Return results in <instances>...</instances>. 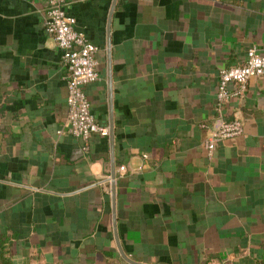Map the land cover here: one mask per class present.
Instances as JSON below:
<instances>
[{
  "label": "crops",
  "instance_id": "1",
  "mask_svg": "<svg viewBox=\"0 0 264 264\" xmlns=\"http://www.w3.org/2000/svg\"><path fill=\"white\" fill-rule=\"evenodd\" d=\"M46 8L0 0V232L13 263L264 259V78L223 108L241 136L204 147L219 70L264 50V0H66L99 48L84 92L109 133L87 150L66 130L67 71Z\"/></svg>",
  "mask_w": 264,
  "mask_h": 264
},
{
  "label": "built area",
  "instance_id": "2",
  "mask_svg": "<svg viewBox=\"0 0 264 264\" xmlns=\"http://www.w3.org/2000/svg\"><path fill=\"white\" fill-rule=\"evenodd\" d=\"M66 0H47L45 31L51 35L62 50L66 67L67 132L83 141V149H88L94 135L108 136L109 130L100 125L91 111L84 86L98 79V46L90 42L75 27V20L66 12ZM251 78H264V50L249 47L245 60L237 65L221 68L215 92L214 108L217 118L210 137L204 147L210 154L218 142L231 140L243 133V121L234 116L223 117V108L232 99L241 96ZM231 84L234 87H230ZM204 126V124H201Z\"/></svg>",
  "mask_w": 264,
  "mask_h": 264
},
{
  "label": "trees",
  "instance_id": "3",
  "mask_svg": "<svg viewBox=\"0 0 264 264\" xmlns=\"http://www.w3.org/2000/svg\"><path fill=\"white\" fill-rule=\"evenodd\" d=\"M0 264H14L9 250V237L2 232H0ZM252 264H264V259L255 260Z\"/></svg>",
  "mask_w": 264,
  "mask_h": 264
},
{
  "label": "water",
  "instance_id": "4",
  "mask_svg": "<svg viewBox=\"0 0 264 264\" xmlns=\"http://www.w3.org/2000/svg\"><path fill=\"white\" fill-rule=\"evenodd\" d=\"M110 135H112V125L110 126ZM110 178L112 183V202L114 204L115 201V166H114V158H113V149H112V155H111V172H110ZM123 257L127 259L128 261L134 263V264H144V263H138L133 262L132 260H129L124 253H122Z\"/></svg>",
  "mask_w": 264,
  "mask_h": 264
}]
</instances>
